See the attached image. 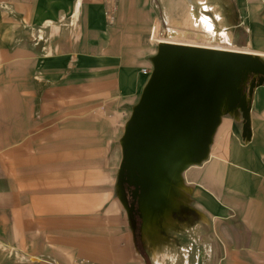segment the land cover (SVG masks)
<instances>
[{
    "label": "crops",
    "instance_id": "obj_1",
    "mask_svg": "<svg viewBox=\"0 0 264 264\" xmlns=\"http://www.w3.org/2000/svg\"><path fill=\"white\" fill-rule=\"evenodd\" d=\"M156 24L264 59V0H0V264H149L114 185ZM250 119L184 172L212 223L198 264H264V84Z\"/></svg>",
    "mask_w": 264,
    "mask_h": 264
},
{
    "label": "water",
    "instance_id": "obj_2",
    "mask_svg": "<svg viewBox=\"0 0 264 264\" xmlns=\"http://www.w3.org/2000/svg\"><path fill=\"white\" fill-rule=\"evenodd\" d=\"M150 60L151 73L119 140L122 159L114 190L138 255L146 260L137 229L151 264H194L203 245L200 234L209 232L212 223L197 205L204 192L186 182L184 172L209 157L225 116L235 118L243 137L250 139L252 96L264 84V59L235 49L163 40ZM126 183L134 188L126 189ZM185 207L194 222L181 219Z\"/></svg>",
    "mask_w": 264,
    "mask_h": 264
},
{
    "label": "flooded vegetation",
    "instance_id": "obj_3",
    "mask_svg": "<svg viewBox=\"0 0 264 264\" xmlns=\"http://www.w3.org/2000/svg\"><path fill=\"white\" fill-rule=\"evenodd\" d=\"M121 159H122V158H121ZM131 188H134V185H129V184L126 183V189L129 190V189H131ZM128 196H129V201L132 202V201H133V196H132V194H131V193H128ZM137 206H138V203L136 202L135 207H137ZM182 214H183V216H180L182 220H188V221H190V222H194L195 218H194L192 212H191L187 207H185V208L183 209ZM136 217H137V223H138V224H141L142 219H141V217H140V214H139V213H136ZM141 233H142V232H141L139 229L136 230V240H137L138 248H139V250L143 253V255L145 256V258H146V260L148 261V263L151 264V263H150V258H149L148 252L146 251L145 246L143 245V243H142L141 240H140V239H141ZM191 257H192V256H191ZM191 257H190V258H191ZM190 260H191V259H190ZM191 262H192V260H191ZM191 262H190V263H191ZM188 264H189V263H188Z\"/></svg>",
    "mask_w": 264,
    "mask_h": 264
},
{
    "label": "bare ground",
    "instance_id": "obj_4",
    "mask_svg": "<svg viewBox=\"0 0 264 264\" xmlns=\"http://www.w3.org/2000/svg\"><path fill=\"white\" fill-rule=\"evenodd\" d=\"M195 14V13H194ZM200 15V14H199ZM194 18H195V16H194ZM210 19V18H209ZM200 20V19H199ZM198 21V20H197ZM203 22H204V20H203ZM194 23H196V22H194ZM198 23V22H197ZM196 23V24H197ZM208 24H209V27L211 28L213 25V23H211V22H208ZM154 30H155V28H154ZM210 31V30H209ZM154 32V34H153V38L152 39H154L155 38V31H153ZM173 32V31H172ZM169 33H171V31H169ZM168 34V33H167ZM199 34H201V33H199ZM161 35V34H160ZM169 35V34H168ZM207 36V35H206ZM211 36V35H210ZM157 38V37H156ZM226 38V37H225ZM160 39H161V37H160ZM159 39V40H160ZM162 39L163 40H166V41H175V42H178L177 40H184L183 38H179V37H175V34H174V36H170V37H162ZM212 39V38H211ZM194 41H196L195 39H194ZM187 42V41H186ZM185 42V43H186ZM203 43V44H207V45H214V46H217V47H220V48H228V47H230L231 45H229V43H227V40H225V41H214V40H204V41H200V43ZM234 46V45H233ZM235 49V48H234Z\"/></svg>",
    "mask_w": 264,
    "mask_h": 264
},
{
    "label": "rangeland",
    "instance_id": "obj_5",
    "mask_svg": "<svg viewBox=\"0 0 264 264\" xmlns=\"http://www.w3.org/2000/svg\"><path fill=\"white\" fill-rule=\"evenodd\" d=\"M157 26H155L154 28H155V30H153V31H155V36L156 37H158V38H162V37H165L166 35H167V33H168V31H167V29H165V31H159V29H158V24H156ZM161 34V35H160ZM168 37H170L171 35H167ZM166 36V37H167ZM38 37H39V35H38ZM180 38V37H179ZM220 41H225V40H227L226 38H225V35H223V34H221L220 36H219V38H218ZM148 41L151 43V42H154V43H156L157 44V42H156V40L155 39H152L151 38V34H150V36L148 37ZM151 61V60H150ZM24 73H25V76H26V69L24 70ZM18 77H19V75H18ZM200 259H199V261L197 262V263H194V264H198V263H200Z\"/></svg>",
    "mask_w": 264,
    "mask_h": 264
},
{
    "label": "built area",
    "instance_id": "obj_6",
    "mask_svg": "<svg viewBox=\"0 0 264 264\" xmlns=\"http://www.w3.org/2000/svg\"><path fill=\"white\" fill-rule=\"evenodd\" d=\"M112 11V10H111ZM110 10H106V14L107 15H110L112 12H111ZM153 34H154V32L152 31L151 32V38H153ZM39 37H41L40 35H39ZM155 40H156V42L158 43V42H160V41H163V39L161 38H156V36H155V38H154ZM160 39V40H159ZM151 70H152V67H150V68H148V67H144L143 68V71L145 72V73H147L148 74V76L150 75V73H151Z\"/></svg>",
    "mask_w": 264,
    "mask_h": 264
}]
</instances>
